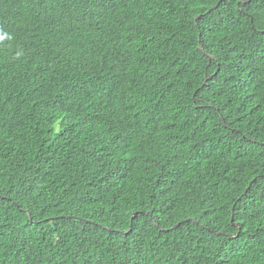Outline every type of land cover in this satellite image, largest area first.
Returning a JSON list of instances; mask_svg holds the SVG:
<instances>
[{
	"label": "trees",
	"instance_id": "obj_1",
	"mask_svg": "<svg viewBox=\"0 0 264 264\" xmlns=\"http://www.w3.org/2000/svg\"><path fill=\"white\" fill-rule=\"evenodd\" d=\"M0 30V264H264V0H0Z\"/></svg>",
	"mask_w": 264,
	"mask_h": 264
},
{
	"label": "clouds",
	"instance_id": "obj_2",
	"mask_svg": "<svg viewBox=\"0 0 264 264\" xmlns=\"http://www.w3.org/2000/svg\"><path fill=\"white\" fill-rule=\"evenodd\" d=\"M5 39H11V37L8 33L0 30V41H4ZM21 54H22L21 52L16 53L17 57H19Z\"/></svg>",
	"mask_w": 264,
	"mask_h": 264
},
{
	"label": "snow or ice",
	"instance_id": "obj_3",
	"mask_svg": "<svg viewBox=\"0 0 264 264\" xmlns=\"http://www.w3.org/2000/svg\"><path fill=\"white\" fill-rule=\"evenodd\" d=\"M241 9H243L244 5L248 2V0H239Z\"/></svg>",
	"mask_w": 264,
	"mask_h": 264
}]
</instances>
